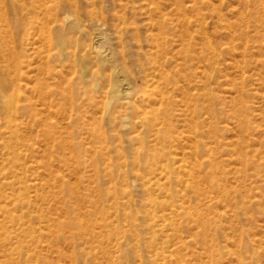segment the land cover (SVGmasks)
Returning a JSON list of instances; mask_svg holds the SVG:
<instances>
[{"label":"rangeland","instance_id":"obj_1","mask_svg":"<svg viewBox=\"0 0 264 264\" xmlns=\"http://www.w3.org/2000/svg\"><path fill=\"white\" fill-rule=\"evenodd\" d=\"M0 264H264V0H0Z\"/></svg>","mask_w":264,"mask_h":264},{"label":"bare ground","instance_id":"obj_2","mask_svg":"<svg viewBox=\"0 0 264 264\" xmlns=\"http://www.w3.org/2000/svg\"><path fill=\"white\" fill-rule=\"evenodd\" d=\"M13 106H15V104H14V102L13 101H10V100H8L7 102H6V105H5V108H4V114L6 115V117H8L7 119H6V124H7V128L8 129H11L12 131L14 130L13 128H14V119H12V113L14 112L13 111ZM163 137H164V135H163ZM15 233V232H14ZM13 233V234H14ZM20 237L22 238H31L32 239V235L31 234H25V235H23V236H19V235H17L16 236V238L17 239H20ZM6 238H8L7 236H5L4 237V242L6 241ZM9 239H10V236H9Z\"/></svg>","mask_w":264,"mask_h":264}]
</instances>
